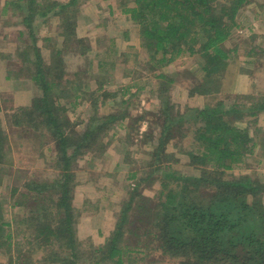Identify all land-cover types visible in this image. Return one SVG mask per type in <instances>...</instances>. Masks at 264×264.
I'll return each mask as SVG.
<instances>
[{"label": "rangeland", "instance_id": "1", "mask_svg": "<svg viewBox=\"0 0 264 264\" xmlns=\"http://www.w3.org/2000/svg\"><path fill=\"white\" fill-rule=\"evenodd\" d=\"M35 1L52 15L37 18L33 23L34 36L37 35L35 38L42 43L43 35L61 32V18L52 13L56 9H48L54 0ZM117 1L91 0L77 6L81 20L76 36L83 40L80 45L77 46L75 40L63 44L62 37L58 41L61 45L58 57L54 54L53 41H48L52 47L48 44V47L40 46L45 66L51 67L47 69L46 78L57 84V87L52 86L55 96L52 93L54 97L50 101L57 112L59 109L61 117H67L62 126L64 131L73 129L74 136L81 135L94 126L90 123L92 117L104 121L107 115L114 116L109 127L99 134V143L92 141L86 145L88 148L83 147V152L70 165L74 186L68 222L75 229L76 264H92L99 260L100 255L95 249L105 243L122 218V227L118 226L121 229L118 244L131 251L120 257L122 264H178L184 257L168 256L159 247V240L154 235L158 232L154 225L155 214L168 189L176 190L183 183L189 184L204 167L196 166L192 157L199 151V143L194 138L196 123L193 120L174 123L167 129L172 126L168 124L172 119L164 121V115L158 110L162 81L156 76L163 73V76L175 77L168 92L174 105L173 116L179 112L187 113L186 108L202 110L219 101L224 102L225 107L231 104L240 109L236 112L239 118L233 122L247 130L245 151L241 161L235 162L223 175L232 178L247 174L264 187V146L260 149L253 146L252 139L257 134H252L253 130L251 133L248 127L249 120L254 119L248 113V109L254 110L252 102L264 103V0H247L238 8L234 17L236 26L223 43L229 54L225 59L226 70L216 81L206 82L211 92L191 95L186 84L192 82V73L195 72V88L204 82V74L197 69L198 57L189 58L184 54L164 65L150 61L148 52L140 45L135 23L108 6ZM218 1L223 4V0ZM4 21L0 19V35L3 34L0 39L8 41L9 36L7 39L4 35L12 34L14 40L19 36L16 28L8 27ZM26 35L18 39V48L23 49L25 44H30V38H34ZM20 52L23 50L17 49L15 54L11 51L0 53V61H8V69H0V221L10 224L7 228L10 245L7 250L6 243L0 244V264H58L53 262L57 258L55 255L69 256L72 247L68 248L69 240L63 235L49 246H36L35 236L41 235L30 222H37L33 218L48 211L39 209V200L33 191H29L31 185L25 184L40 182L48 185L51 191L54 189L57 175L63 172L62 161L57 163L56 160L60 157L59 139L52 129L41 123L43 117L33 110L34 98L41 96V90L31 79L32 64L19 68V62L23 60ZM10 75L14 76L12 82L8 79ZM250 76L254 77L252 83ZM64 87L72 90L67 97L60 93ZM234 91L243 93L235 94ZM56 92L61 96L58 97ZM189 113L193 117L195 110ZM262 116H257L259 124ZM226 118L232 120L233 114ZM188 129L191 135L186 134ZM257 137L264 139V134ZM161 140L165 142L159 144ZM206 167L209 168L208 163ZM184 179L189 180L185 182ZM212 190L203 186L195 192L201 199ZM48 193L46 190L43 196L46 198ZM261 194L264 204V190ZM51 203V215L42 216L38 224L56 218L57 224L60 222L62 213L57 208V201ZM127 204L128 211L122 217L121 212ZM45 206H50L49 202H45ZM66 224V220L61 223L63 227ZM118 257L115 255L114 259L103 260L101 264H116L114 260Z\"/></svg>", "mask_w": 264, "mask_h": 264}, {"label": "trees", "instance_id": "2", "mask_svg": "<svg viewBox=\"0 0 264 264\" xmlns=\"http://www.w3.org/2000/svg\"><path fill=\"white\" fill-rule=\"evenodd\" d=\"M85 1L87 0H68L65 3L53 1L48 5V9H56L52 13L61 18L62 30L59 37L61 39L63 37V44L74 40L77 46L83 43L81 38H77L75 27L78 24L77 6ZM12 2L15 4L14 10L18 9L28 16L26 17L28 26H32L33 23V19L29 17L31 14L42 13L45 16L47 14L45 8L38 6L34 0ZM131 2V5H127V0L123 1L119 9L137 26L140 45L148 52L150 61L155 60L156 64L164 65L187 54L189 58L198 57L196 58L197 69L204 74L205 83L210 80L216 81L222 76L227 66L225 59L229 57L223 43L229 37L233 26H236L234 21L236 11L246 4L247 0H223L222 5L218 0H131ZM54 45L56 43L52 46ZM25 46L23 52L19 53L23 54L19 68H23L24 64L26 67L32 64L31 69L34 67L31 79L40 87L41 96L34 98L33 110L43 117L41 123L46 124L57 134L60 157L58 156L56 160L57 163L58 160L63 163V172L57 175L59 178L56 179L57 182L54 183L52 191L44 183L25 184L31 185L29 191H33L35 198L39 200V209L48 211L38 213L33 220L39 223L42 216L46 218L47 215L50 216L51 201L55 200L57 208L62 213H56L60 214V222L57 224L56 218L52 222L45 221L44 224L30 223L41 235L35 236L37 247H42L43 244L49 246L63 236L68 238L69 244L66 241L65 243L68 248L72 247L69 256L56 254L57 258L53 262L76 264L78 252L76 238H74L75 229L68 222V216L72 212L70 199L73 196L72 187L74 186L73 177L69 172L70 165L73 159L83 152V147L89 146L92 141L99 143V134L114 116L107 115L104 121L92 117L90 123L94 126L81 135L77 133L74 136L75 130L70 128L69 131L67 128V131H64L62 126H65L67 117H61L58 113L59 109L57 112L50 101L55 96V89H52V86L57 87L56 83L46 78L47 69L51 67L45 66L46 62L35 44V38H32V43ZM25 54L29 56L26 58ZM54 54L58 57L61 49L54 50ZM151 67L153 68L154 65ZM192 74V82L190 85L186 84L190 88V95L206 94L212 91L208 83L204 82H200L203 84H198L199 87L195 88L197 86V84L193 86L196 82L195 72ZM163 75L161 73L156 76L162 81L158 92L161 96V107L158 110L164 116H159H163V120L168 122L170 118L172 119V122L168 123L172 126L169 125L167 129L172 128L174 123L181 124L180 122L189 120L196 123L194 138L199 143V151L197 154H192V157L197 163L196 166L204 167V169L189 184L183 183L181 188L176 190L170 188L167 193L165 192V199L163 198L159 203L160 209L155 214L157 220L154 222L155 227H158V232L154 235L159 240L160 249L168 256L184 257L178 264H264V204L260 197L264 187L247 174L232 178H225L223 175L226 170L232 169L235 162L241 161L245 151L243 145L247 140V130L241 129L233 122L239 118L236 112L238 113L240 109L231 104L225 107L224 102L219 101L215 106L205 107L202 110L186 108L188 112L195 110L193 117L187 111V113L179 112L173 116L174 105L171 103L168 92L175 83V77ZM70 91H72L70 87H64L60 93L62 97H67ZM56 93L58 97L61 96L59 92ZM57 104L56 101V106ZM252 105L254 110L248 109L249 115L264 111L263 102L253 101ZM230 113L233 114L232 120L226 118V115ZM185 132L191 135L189 129ZM164 142L161 140L159 144ZM207 163L210 169L206 167ZM184 180L187 182L189 179ZM164 184H162L163 187H166ZM203 186L213 189V192H209L200 199L195 191ZM46 190L50 193L45 198L43 193ZM45 202H49L50 206H45ZM128 205L123 208L122 217H125L124 213L128 211ZM63 215L64 218H62ZM64 220L67 224L63 227L61 223ZM121 223L123 224V218L105 243L95 249V253H99L100 258L92 264H101L103 260L114 259L115 255L119 257L114 262L122 264L120 257L131 252L118 244L121 237V229L118 226L122 227ZM9 227L8 222L0 221V244L6 243L7 250L10 245V235L7 230Z\"/></svg>", "mask_w": 264, "mask_h": 264}, {"label": "crops", "instance_id": "3", "mask_svg": "<svg viewBox=\"0 0 264 264\" xmlns=\"http://www.w3.org/2000/svg\"><path fill=\"white\" fill-rule=\"evenodd\" d=\"M12 1H14V0H0V19H1V21L6 20L4 22H5V24H8V27L16 28V31H17L19 36H16L14 38V40H12V38H11L12 34L4 35V37L7 38V39H8V36H9V39H8V41L0 39V53H4L5 51H11L12 54H15L17 49H19V51L23 50L21 48H18V46H17V42H18V39L20 38V36L26 33L27 34L26 36H29V38L32 37V36L35 38L37 35L34 36L35 35V29H34V26H33V25H35V24H33L34 21L37 18L44 19V18L52 16L51 14H46V16H45L42 13L31 14L29 17L31 19H33V23H32V26L31 25L28 26V24L26 22L27 21L26 17H28V16L25 13L20 12L18 9L14 10L13 8L15 7V4H13ZM54 1H56L58 3H65L68 0H54ZM123 1H125V0H118L117 4H108V6L111 5V9H114L113 10L114 12H118L119 11V13L122 14V16L126 17L127 20H130L128 18L127 14H125V13L123 14V13L120 12L119 8H120V5L123 4ZM90 2H91V0H87V1L83 2L82 4H88ZM35 3H36V1H35ZM131 4H132L131 0H127V5H131ZM23 5L21 6L22 8H23ZM79 17H78V24H79V22L81 20ZM2 28L4 29V27H2ZM77 30H78V28L76 26V32H77ZM48 34L49 35H47V34L43 35L42 39L44 40V42H42V43H41L40 40L35 38V44L38 47V49L40 50V53L42 54L43 58H44V54L42 53V50L40 49V46L48 47V45H51V43H49V42L53 41V43H56V45L53 46V49L54 50H60L61 49V45L58 42V41H60L59 39H61L59 37V34L57 33V34L53 35V32H50ZM262 35L264 36V33ZM0 36H3V34H1ZM30 43H32L31 38H30ZM50 47H52V46H50ZM248 62H250V61L248 60ZM7 63H8V61H6V60L4 62L0 61V69H3V68H7L8 69V64ZM4 77L7 78L6 75ZM13 77L14 76H12V75H10L8 77L10 82L13 81L12 80ZM250 79H251V81H249V82H251V83L254 82V77L253 76H250ZM251 83H250V86H251ZM10 85H11V83H10ZM234 93L235 94H242L243 92L240 91V92L236 93V91H234ZM197 97H199V96H197ZM197 97H195V99H197ZM200 97H203V96H200ZM203 100H205L204 97H203ZM259 115H263L262 116V120L260 121V124H259V121L257 119V116H259ZM249 116H251V115H249ZM252 116L254 117V119L249 120V124H248V127L251 130V133H252V130H253L252 134H257V135H259L260 133L264 134V111H260V113L252 115ZM255 120H256V122H254ZM250 130H249V132H250ZM257 135L252 139V141L255 143L254 147H256V149H260V148H262L264 146V139L263 138H258ZM262 160H263V157L261 156V161Z\"/></svg>", "mask_w": 264, "mask_h": 264}]
</instances>
